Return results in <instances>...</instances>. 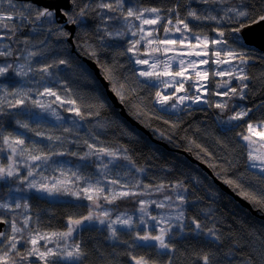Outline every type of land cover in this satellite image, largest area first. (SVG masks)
Here are the masks:
<instances>
[{
    "label": "snow or ice",
    "instance_id": "1",
    "mask_svg": "<svg viewBox=\"0 0 264 264\" xmlns=\"http://www.w3.org/2000/svg\"><path fill=\"white\" fill-rule=\"evenodd\" d=\"M69 2L75 4V0H69ZM197 2L205 5H222L229 3V0H197ZM5 5L7 7H4ZM88 7V5H84L75 15L60 9V14L65 17L68 24H79L83 28L86 25L82 23V20L87 15ZM96 7L108 12H119L124 22L122 26L124 30L117 29L113 32L107 28L104 29V36L99 37L100 47L106 49L113 47V45L104 43L105 36L110 40L123 39L129 34L133 37L127 41L126 51H121L120 55L130 54L128 63L134 62L138 66L137 69H130L136 78L135 87L130 86L127 78H122L115 67L100 65L104 74L103 80L108 84V92L114 95L121 104L130 106V110H134L137 117L148 116L149 118L157 111L165 114L184 112L190 108L188 102H191L192 105L205 104L219 110L221 118L218 119L217 123L220 125L221 133H227L236 127H241V125L233 124V122L243 120L252 109L240 108L236 111L235 108L238 106L233 105L231 114L227 115L226 119L223 117L230 110V101L234 97L240 100L246 99L245 92L249 85L245 81H248L250 77L246 73L245 66L249 60L256 58L252 54L257 51L249 43V34L253 33L256 28L261 29L260 39L264 43V0H259V5L253 4L251 8L247 3L230 4L223 9V15L219 16L211 14L215 9L200 12L189 6L186 17H181L178 11L179 5H172L167 11L169 14L175 13V22L170 16H164L162 14L164 10L160 7L134 8L128 6L125 12V0H114V3L101 2ZM33 15L34 21L40 22L41 28L47 26L49 32L55 30L58 38L67 39L69 36V33L64 31L63 26L57 24L55 9L36 7L32 4L26 5L23 9H17L14 0H0V29L11 33L7 37L8 39L15 35L19 27V25L10 22L17 19L33 22ZM187 18L195 21H211L217 25L227 24L230 27L227 30L223 27H214L212 31L216 33V38H212L206 33L195 31L190 27ZM107 19L110 18H105V23H107ZM165 19L167 23L163 25V37L155 34V27L150 29L145 27L159 25ZM174 33H180V38H171ZM4 39L5 36L0 35V41ZM83 47L91 57L97 56V48L90 45L87 39L83 41ZM12 54L9 46L0 43V57H10ZM37 55V52L28 50L26 55L16 57L17 61L23 60V62L5 63L0 66V77H5L11 71L16 77L24 81L14 89L0 85V93H2L0 94V116L9 114L4 111L5 107L10 110L18 109V111L11 113L16 127L26 132H33L36 136L50 142L48 145L42 146L23 134H14L13 132L5 134V130L0 125V141L3 143L0 152L6 150L10 153L7 157V165L0 164V181L12 180L18 181L21 185H26L25 188H9L10 196L8 199L12 200V203H9L8 200L0 202V211L15 213L17 210L23 209V212L26 213L30 207L27 199L14 197L11 193L28 190H35V192L47 197L71 196L76 200H87L89 207L87 215L79 217L70 215L67 218L66 229L62 231L41 232L39 229H32L30 227L32 217L23 213H21L22 218L18 226L16 216H13L11 234L0 232V264H30V258L33 257L39 261V264H61V262L80 264L87 253L82 248L81 242L74 239V234L83 228L85 222L88 224L93 222L101 225L106 224L109 238L112 240H118L121 235H132L134 241L154 247L158 252L165 250L172 252L174 248L168 238L176 228H179L180 232L185 230L183 205L187 202V197L184 195L188 190L187 187L182 182H177L170 187L164 183L157 185L142 183L139 179L130 183L123 180L119 172L116 173L117 178H112L109 175L112 168L123 167L116 164V161L119 160L126 161L137 173L144 171L135 165L126 148L114 149L84 140L83 143L87 151H84L83 154L55 150L53 146L57 142L63 143L64 138L36 131L32 127L33 123L37 126L41 125L45 115L53 117L57 122H64V117L60 114L62 109L76 118L68 122L71 127L63 128L64 132H71L75 128L83 127L79 122L94 116L99 117L102 111L111 109L112 105L109 103V96L102 84L94 85L88 92H82L79 86L74 87L72 84H68L66 80H56L50 85L45 80V77H53L54 75L50 69L60 65L66 67H73V65L70 59L60 58L52 64H44L39 68H34L33 57ZM193 56L205 58L190 59ZM97 63L99 64V60ZM210 63L216 65L218 69L222 64L229 65L228 69L212 71V76H227L229 79L217 81L215 90L211 91L206 83L209 80V70L198 67ZM35 71L42 74L39 81L25 80ZM75 71L80 80L85 82L91 80L87 69L76 66ZM193 77H195L194 80ZM233 79L239 82L237 86H231ZM190 80L193 82L186 87ZM200 81L205 83H200ZM41 82H43L41 84L42 91L37 89L34 92L33 88L27 86L30 83ZM56 83L60 85L66 95L60 94V91L55 87ZM137 88H147L149 91L155 89L154 104L159 105V109L153 108L152 113L147 112L142 102L134 99L137 96ZM193 88L195 94L192 93ZM168 89H174V91L169 92ZM220 89H224V91H220ZM180 93L183 94L180 95ZM209 94L219 96L220 100H209L206 98ZM41 97L52 99H41ZM33 109L39 111L33 112ZM117 119L113 115L111 119L98 120L97 126L104 128L109 124H115ZM164 123L170 124L173 128L178 127L177 123L169 120H164ZM126 134L134 135L130 130ZM236 135L244 142L243 144L237 143L236 147L241 149L243 155H246L245 172L241 173L239 177H229L227 175L229 169L235 167L231 159H227L225 164L213 161L210 166L214 169L220 168L221 171L216 173L217 177L221 178L223 183L227 184L241 199L248 201L257 210H264V121L259 123L248 122L246 132H238ZM189 143L194 144L209 160L213 159V154L203 145L192 140ZM64 155L77 157L81 161L95 157L99 161L96 169L99 178L93 182L91 177L81 175V166H78L76 171L69 169L67 172L63 167L59 168L60 177L63 178L54 177L51 181L42 171L38 173V170L44 166L51 167L50 161H52L53 156ZM104 158L107 160L105 161ZM197 159H201L205 163L208 162L199 155ZM86 166L83 165V167ZM20 167L27 169L26 175H21ZM221 172L224 173L223 176H221ZM38 174L40 178L35 179ZM166 190L170 191L171 194H164L162 199L138 200V220H134L133 216L127 213L117 214L115 218H112V211L103 208L100 203L103 200L104 204L111 205L118 200L129 197H149L155 194H163ZM211 195L216 196L217 193L212 191ZM151 206L160 210L159 213L150 212ZM6 223L8 221L4 219L3 215H0V224ZM192 224L195 225L197 234L202 232L210 238L209 242L220 240V234L215 227L205 231L196 219L192 220ZM118 228L129 231L120 233ZM261 231H264V226L261 227ZM25 233H27L26 239ZM253 234L249 233V235ZM123 242L128 243L127 241ZM21 243L30 245V247L22 251L18 248ZM49 245H53V247H49ZM261 245H264V238H261ZM128 246L131 248L133 244L129 243ZM251 252L255 259L250 256L242 264H264V246L259 248L253 246ZM129 256L133 264H155V261L146 255L137 256L129 253ZM200 259L203 264H213L209 253L203 254Z\"/></svg>",
    "mask_w": 264,
    "mask_h": 264
},
{
    "label": "trees",
    "instance_id": "2",
    "mask_svg": "<svg viewBox=\"0 0 264 264\" xmlns=\"http://www.w3.org/2000/svg\"><path fill=\"white\" fill-rule=\"evenodd\" d=\"M101 2L114 3V0H75L70 14L75 15L84 5H88L89 7L86 10L87 15L82 20V23L86 26L82 28L79 24H75V30L71 39L74 45V52L70 50L72 47L65 38H58L55 30L49 32L47 26L41 28L39 26L40 22L34 21V15L33 22L25 19L26 29H32L33 34L24 37L21 54L17 53L20 52L19 48L21 47L19 44L21 41L18 40L19 35L16 33L11 39H8L7 37L11 33L0 29V32L2 30V35L5 36L4 44L9 46L13 53L10 57H0V66L5 63L16 64L23 62V60L17 61L16 57L26 55L28 50L38 53L37 56L33 57L34 68H39L44 64H52L60 58H68L73 67L63 66L62 71L51 72L54 74L53 77H45V80L50 85L56 80H66L68 84H72L74 87L79 86L82 92H88L94 85L100 84V82L97 81L98 79L93 72L81 60L82 58H86L96 64L102 77L104 74L100 65L113 66L122 78H127L130 86L135 87L136 78L130 69H137L136 65L134 62L132 64L128 63L130 54L120 55L121 51H126L128 47L127 41L133 39V37L129 34L123 39L110 40L105 36L104 43L113 45V47L107 49L100 47L101 41L99 37L104 36L105 28L113 32L117 29L124 30L122 27L124 23L123 17L120 13L108 12L107 10L97 8L96 5ZM15 3L21 6L20 9L30 4L26 2ZM241 3H247L251 8L253 4L259 5V0H229V3L222 5H205L198 3L197 0H125L124 11L126 12L128 6L134 8L160 7L164 10L162 14L166 17L170 16L174 22L175 13L169 14L167 11L172 5H179L178 11L181 17H186L187 7L189 6L200 12L215 9L211 14L219 16L223 15V9L230 4ZM105 18H110L107 19V23H105ZM164 21L167 20L161 21V24ZM187 22L195 31L206 33L212 38H216V33L212 31L214 27H223L225 30L230 27L227 24L217 25L211 21H195L191 18H187ZM63 29L67 31L64 27ZM85 39L88 40L90 45L97 48V56L95 58L88 55L85 51L83 47V41ZM252 55L256 58L249 60V63L245 66L246 73L250 77L248 81H245L249 85V88L245 92L246 99L240 100L234 97L230 101V110L224 114L223 118L226 119L227 115L231 114L233 105L238 106L235 108L236 111L240 110V108H250L252 111L243 120L233 122V124L241 125V127H236L227 133H221L220 125L217 123L218 119L221 118L219 110L205 104L199 105V107H190L180 113L165 114L157 111L149 118L148 116L137 117L134 114V110H130V106H125L120 103L124 111H126V114L148 131L150 137H147L144 132L136 129L135 126L126 121L119 114V110L114 108L110 100L109 103L112 105L111 109H105L99 117L94 116L91 119L81 121L80 123L83 127L75 128L71 132L63 131V128L71 127V124L68 122L73 120V116L67 112L63 113L65 114L64 122H56L51 125V121L45 117L41 125L37 126L34 123L32 124V127L36 131H42L54 136H64L65 144L63 145V149L54 148L57 151L64 150L69 153L77 152L83 154L84 151H87L83 143L84 140L114 149L126 148L135 165L144 171L137 173L126 161L119 160L116 161V164L122 165L123 167H113L112 175L116 176V173L119 172L120 175L127 176L128 182L130 181V183H134L136 179H139L142 183L150 185L164 183L170 187L177 182H182L188 189L184 193L187 197V202L183 205L185 211V230L184 232L174 231L171 238H169L174 248L172 252H158L154 247H149L143 245L142 242L134 241L132 235H121L118 240H111L106 228L100 229L93 226L88 228L87 226H83L81 230L74 234V239L81 242L82 248L87 253L80 264H133L129 253L137 256L146 255L152 261H155V264H166L169 261H171V264H203L200 257L205 253L210 254L213 264H242L250 256L255 259L251 249L253 246L257 248L264 246L261 245V238H264V231H261V227L264 226V220H261L251 211L238 205L227 193L223 190L221 191L207 173L196 164L199 163L205 166L216 180L234 193L227 184L223 183L221 178L217 177L216 173L221 171L220 168L214 169L210 164L213 161L225 164L227 159H231L235 167L229 169L227 173L229 177H239L241 173L245 172L246 155H243L241 149L236 147L237 143L243 144L244 142L236 134L238 132H246L248 122L259 123L260 121H264V54L253 53ZM97 60H99V64ZM76 66L87 69L91 77L89 82L79 79L78 73L75 71ZM53 69H56V67ZM210 72L212 71L210 70ZM41 75L40 72L35 71L28 79L39 81ZM5 79H10V82H12L16 79V76L10 71L5 76ZM227 79H229L227 76L219 78V76H212V73H210L208 80L210 91L215 90L217 81ZM0 82H2L1 79ZM42 83H30L28 86L33 88L34 92L37 89L42 91ZM238 84L239 82L235 79L231 82V86H237ZM55 87L60 91L61 95H66L58 83L55 84ZM220 91H224V89H220ZM154 97L155 89L149 91L147 88H137V96L134 99L141 101L145 110L152 113L153 108L159 109L154 104ZM206 98L211 101L220 100L219 96H211L210 94ZM4 111L9 113L8 115L0 116V125L5 130V134L8 132L23 134L31 141L42 145L41 142L37 141L39 137L33 132H26L16 127L11 116V113L16 111L13 109L10 110L7 107L4 108ZM37 111L39 110L33 109V112ZM113 115L118 118L115 124H109L104 128L97 126L98 120L105 121L111 119ZM161 116L162 118H159ZM164 120L175 122L178 124V127L173 128L170 124L164 123ZM29 122L31 123V121ZM129 130L134 135H127L126 133ZM69 137L73 139L72 143H70ZM93 137H96V139H93ZM190 140L207 148L213 154V159L209 160L208 157L204 156L194 144L189 143ZM0 148H3L2 141H0ZM3 154V152H0V162L6 163V158L10 153ZM198 155L208 162L205 163L201 159H197ZM104 159L105 161L107 160V158ZM190 160H194L195 163ZM50 164L51 167L45 173L49 177L57 175L52 167H56V170L63 167L65 172H67L69 169L76 171L77 167L81 166V175L91 177L93 182L96 178H99L96 172L99 161L95 157L87 161H81L71 155L53 156ZM83 165L87 166L83 167ZM19 171L21 175L27 174L21 168H19ZM223 174L221 172V176ZM256 175H259V173H256ZM17 187L25 188L26 185H21L18 181L12 180L0 181V202L8 200L9 203H12V200L8 199L10 196L9 188L15 189ZM212 191H215L217 195L212 196ZM170 193V191L166 190L162 195L158 194L156 196L160 198L164 194ZM11 195L26 198L30 207L26 213L23 212V209L17 210L15 213H4L0 211V215H3L4 219L8 221L7 224L10 227L9 233H11L13 216H16L19 226L22 218L21 213L32 217L30 221V227L32 229H39L41 232H52L65 230L67 218L70 215L76 217L87 215L89 207L84 201H73L67 198L62 199L60 196L56 198L42 196L37 194L35 190L14 192ZM135 200V198L132 199L129 197L128 199L118 200L116 203L110 205L112 216L121 213L130 214L137 207L138 200ZM249 205L253 211H257L259 215H264V210H257L252 204L249 203ZM193 219L198 220L205 231L208 228L215 227L220 234V240L209 242L210 238L202 232L197 234L195 225L192 224ZM125 232L128 231H122L120 233ZM249 233L254 234L249 235ZM26 238L27 233H25ZM123 241H127L128 243H124ZM129 243L133 244V247L130 248L128 246ZM23 245L22 247H18L22 251L30 247L24 243ZM30 264H39V261L34 257L30 258ZM61 264H64V262Z\"/></svg>",
    "mask_w": 264,
    "mask_h": 264
},
{
    "label": "water",
    "instance_id": "3",
    "mask_svg": "<svg viewBox=\"0 0 264 264\" xmlns=\"http://www.w3.org/2000/svg\"><path fill=\"white\" fill-rule=\"evenodd\" d=\"M14 2L17 3H30L32 5H35L36 7H48L51 9H55L56 10V21L57 24L62 25L65 30L68 31L69 36L67 37L66 41L68 42V44L71 45V51L74 52V45H73V41L71 40L73 37V33L75 30V25L73 24H68L65 20V17L62 16L60 14V9H63L67 12H71L73 9V4L69 2V0H14ZM260 32L261 29L256 28L253 33L249 34V43L252 44L257 51L255 53H260V54H264V43H262L261 39H260ZM86 66L93 72V74L95 75V77L98 79L97 81L100 82V84H102L105 88L106 94L109 96V100L110 102L113 104L114 108L119 110V114L125 118L126 121H128L131 125L135 126L136 129H139L140 131L144 132L147 137H150V133L148 131H146L143 127H141L137 121L135 122L134 120H132L127 114L126 111H124L122 105L120 104L119 101H117L118 99L112 95L110 92H108V84L106 81L103 80L102 75L99 73V69L96 66V64L89 59L86 58H82L81 59ZM64 65H60L58 67V69L62 68ZM14 111H18V109H13ZM164 146L166 147V145L164 144ZM192 162L195 163L194 160H190ZM199 167H201L202 170H204L207 175L212 179V181L214 182V184H216L221 190H223L225 193H227L228 195H230L236 202H238L242 207H244L245 209L251 211L253 214H255V212L251 209L249 203L246 200L241 199L237 194H235V192L233 193L228 187L223 186L222 183H220L218 180H216V178L214 176H212V173L203 165L196 163ZM261 220H264V216L259 217ZM6 231V224H0V232H5Z\"/></svg>",
    "mask_w": 264,
    "mask_h": 264
},
{
    "label": "rangeland",
    "instance_id": "4",
    "mask_svg": "<svg viewBox=\"0 0 264 264\" xmlns=\"http://www.w3.org/2000/svg\"><path fill=\"white\" fill-rule=\"evenodd\" d=\"M16 4V3H15ZM17 5V4H16ZM6 6V5H5ZM4 6V7H5ZM18 7H19V9L21 8V6H19V5H17ZM7 7V6H6ZM25 20H20V19H17V20H15V21H12V22H15L17 25H19L21 28H19L18 30H21V32H23V33H27V30H29V29H26V27H25V24H26V21L24 22ZM175 22V21H174ZM138 23V22H137ZM167 23V21H164V22H162V24H160V25H156V26H145L146 27V29H150V28H152V27H155L156 28V35L157 36H161V37H163L164 36V32H163V25L164 24H166ZM188 35H190V34H188ZM171 38H175V39H179L180 38V33H174V34H172V36H171ZM191 38V37H190ZM4 41L5 40H3V41H0V43H2V44H4ZM5 45V44H4ZM205 57H195V56H193V57H190V59H204ZM212 59H215L214 57H212ZM209 65V66H208ZM208 65H199L198 67L200 68V69H208L209 70V74L210 73H212V72H210V70L211 71H213V70H222V69H228L229 68V65H227V64H222V65H220V67H219V69L217 68V66L216 65H214V64H208ZM136 68H138V66H136ZM216 77H218V76H216ZM219 78H223V77H219ZM0 79H1V81L2 82H0V85H3V86H5V87H8V88H10V89H14V87H16V86H19V84H21V83H23L24 81L23 80H21V78H19V77H16V79L14 80V81H12V82H10V79L9 80H7V79H5V77H0ZM195 79V77H193V80ZM25 80H28V78H25ZM13 82H15V83H13ZM193 81L192 80H190L189 82H188V84H186V87H188V85H190L191 83H192ZM200 83H205L204 81H200ZM207 84H208V81L206 82ZM28 86V85H27ZM29 87V86H28ZM168 91L169 92H172V91H174V89H168ZM192 93L193 94H195V89L193 88L192 89ZM2 94V93H1ZM183 93H180V95H182ZM9 99H11V97H9ZM41 99H52V98H44V97H41ZM219 101V100H218ZM174 102V101H173ZM189 103V105H190V107H193V106H198L199 107V105H202V104H197V105H192L191 104V102H188ZM156 106H158V107H160L159 105H156ZM54 107H55V105H54ZM66 111H63L62 109L60 110V114L63 116V117H65V114H63V113H65ZM68 113V112H67ZM45 117H47L50 121H51V125L53 124V123H56L57 121L53 118V117H51V116H48V115H45ZM73 120L74 119H76V118H72ZM80 123V122H79ZM46 134V133H45ZM46 135H50V134H46ZM60 137H62V138H64V136H60ZM37 141L38 142H41V144H42V146H44V145H48L50 142L48 141V140H46V139H42V138H40L39 137V140L37 139ZM69 141H70V143H72V141H73V139L71 138V137H69ZM65 143H64V140H63V143H60V142H57L55 145H54V148H62L63 149V145H64ZM3 155H6V153H8L9 154V152L8 151H3ZM7 159V158H6ZM17 160H19V157H17ZM7 163H8V160H7V162L6 163H1L0 162V164H4V165H7ZM21 168V170H25L26 172H27V169L26 168H23V167H20ZM49 169V167H47V166H44V167H42V168H40L39 170H38V173L40 172V171H42L43 173H44V175H45V173L47 172V170ZM52 169L54 170V172L57 174V175H55V176H52V177H49V176H47V175H45V176H47L48 178H49V180L51 181L54 177L55 178H63V177H60V172L58 171V170H56V167H52ZM113 171V170H112ZM110 172L109 173V175L112 177V178H117L116 176H114V175H112L113 174V172ZM98 175H99V173H98ZM99 177V176H98ZM120 177H122L123 178V180H125V181H128V177L127 176H122V175H120ZM40 177H39V174L35 177V179H39ZM30 179H32V178H30ZM130 182V181H129ZM105 186L107 187V185L105 184ZM34 191V190H33ZM37 193V192H36ZM37 194H39V195H42V194H40V193H37ZM171 194V193H170ZM156 195H158V194H155V195H153V196H149V197H136L135 199V201H137V200H139V199H157V200H159V199H162L163 198V196H161L160 198L158 197V196H156ZM160 195H162V194H160ZM159 195V196H160ZM42 196H45V195H42ZM58 197V196H57ZM53 198H56V197H53ZM60 198H62V199H68V200H73V201H84V202H86L87 203V205H89V202L87 201V200H83V199H81V200H76V199H74L73 197H71V196H60ZM130 198H132V197H130ZM128 199V198H127ZM132 199H134V198H132ZM100 203L103 205V208H105V209H110L111 210V208H110V205L109 204H104V202H103V200H101L100 201ZM112 205V204H111ZM138 207H139V204H137V207H136V209L135 210H133V211H131V213L129 214V215H132L133 216V219L134 220H138V217H139V212L137 211V209H138ZM112 211V210H111ZM149 211L150 212H152L153 214H157V213H159V211L160 210H158V209H156L154 206H151L150 208H149ZM117 215V214H116ZM115 215V216H116ZM115 216H112V218H115ZM150 224L152 223V222H149ZM84 226H87L88 228L89 227H97V228H100V229H102V228H106L107 229V227H106V224L105 225H101V224H99V223H97V222H93V223H91V224H88L87 222H85V225ZM8 231H10V227H9V230ZM108 231V230H107ZM122 231H129V230H127V229H121V228H118V232H122ZM133 231H135V230H133ZM174 231H180L179 230V228H176V229H174L173 230V232ZM8 234V233H7ZM11 233H9V235H10ZM173 234V233H172ZM172 236V235H171ZM112 240V239H111ZM41 244H43V241H41ZM30 246V245H29ZM49 247H53V245H49ZM161 252H167L166 250L165 251H161ZM35 258V257H34ZM38 261V260H37ZM61 263H63V262H61ZM166 264H169V263H166Z\"/></svg>",
    "mask_w": 264,
    "mask_h": 264
},
{
    "label": "flooded vegetation",
    "instance_id": "5",
    "mask_svg": "<svg viewBox=\"0 0 264 264\" xmlns=\"http://www.w3.org/2000/svg\"><path fill=\"white\" fill-rule=\"evenodd\" d=\"M17 5H19V4H17ZM16 5V8L17 9H19V7ZM6 7V6H5ZM12 23H14V24H16L15 22H12ZM19 28H21L20 26L18 27V29ZM1 32H2V30H1ZM0 32V34L2 35V33ZM16 33H17V35H19V39L18 40H20L21 42H19V44L21 45V47L19 48V51L20 52H17V53H20L21 54V52H22V50H23V48H22V45H23V40H24V37L26 36V35H32L33 34V30L32 29H30L29 28V30H27V33H23V32H21V30H17L16 31ZM15 33V34H16ZM63 68V67H62ZM62 68H60V69H58V67H56V69H50V72H59V71H62L63 69ZM220 189V188H219ZM221 190V189H220ZM222 191V190H221ZM230 196V195H229ZM231 197V196H230ZM232 198V197H231ZM233 199V198H232ZM234 200V199H233ZM244 200V199H243ZM238 203V202H237ZM238 205H240L239 203H238ZM241 206V205H240ZM255 212V211H254ZM254 215H256V217L258 216V217H261V216H264V215H259L258 213H257V211L255 212V214ZM8 230H9V226H8V224L6 223V231H5V233H7L8 232ZM8 234H9V232H8ZM169 238H171V236L169 237ZM22 246H24L23 245V243H21L20 245H18V247H22Z\"/></svg>",
    "mask_w": 264,
    "mask_h": 264
},
{
    "label": "clouds",
    "instance_id": "6",
    "mask_svg": "<svg viewBox=\"0 0 264 264\" xmlns=\"http://www.w3.org/2000/svg\"><path fill=\"white\" fill-rule=\"evenodd\" d=\"M169 239V238H168Z\"/></svg>",
    "mask_w": 264,
    "mask_h": 264
}]
</instances>
